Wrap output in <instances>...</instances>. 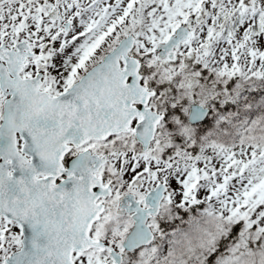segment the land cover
<instances>
[{
    "label": "snow or ice",
    "instance_id": "1",
    "mask_svg": "<svg viewBox=\"0 0 264 264\" xmlns=\"http://www.w3.org/2000/svg\"><path fill=\"white\" fill-rule=\"evenodd\" d=\"M0 264H264V0H0Z\"/></svg>",
    "mask_w": 264,
    "mask_h": 264
}]
</instances>
